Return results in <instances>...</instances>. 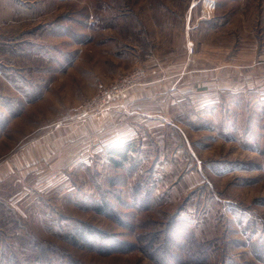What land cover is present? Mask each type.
Segmentation results:
<instances>
[{"label":"rangeland","instance_id":"374dc122","mask_svg":"<svg viewBox=\"0 0 264 264\" xmlns=\"http://www.w3.org/2000/svg\"><path fill=\"white\" fill-rule=\"evenodd\" d=\"M193 1L12 0L24 20L15 16L7 25L2 16L13 6L0 7L6 34H0V72L30 77L28 94L2 80L10 89L3 102L14 113L24 110L29 132L44 123L50 137L45 162L23 177L1 178L0 264H156L135 247L106 253L100 245H74L70 236L85 223L134 245L138 235L175 218L200 243L184 264H264V0H215L220 15L240 11L235 17L245 14L250 26L229 25L236 19L227 12L220 23L228 25L190 37L191 54L205 48L218 63L252 57V94L210 95L204 107L195 100L176 109L172 124L141 129L121 169L106 156L113 143L100 130L92 138L86 126L103 114H76L100 85L139 67L152 47L158 55L185 53L181 23ZM38 79L39 100L27 104L37 97ZM54 131L61 139L56 150ZM100 202L110 203L126 225L95 212Z\"/></svg>","mask_w":264,"mask_h":264},{"label":"crops","instance_id":"0c3cea01","mask_svg":"<svg viewBox=\"0 0 264 264\" xmlns=\"http://www.w3.org/2000/svg\"><path fill=\"white\" fill-rule=\"evenodd\" d=\"M215 2V0H196L185 12L187 13L185 20L181 23L185 53L174 57V54L170 53L172 50L169 49L168 54L158 55L152 51L154 49L156 51L158 47L156 45L148 53L141 54L140 61L137 62L139 67L129 70L143 72L139 86L113 104L103 115L87 121L86 126L88 131L90 130V136L93 135L92 138L99 136L97 134L94 136V132L98 131L97 133H99L100 130L102 139L113 143V145L124 141H134L139 138L137 133L143 128L150 129L156 124L160 126L172 124L175 119V110H186L196 104L195 100L201 102L197 104L198 106L204 107L213 100L209 97L210 95L219 97L227 93L236 96L243 92L247 95L253 93L254 63L251 62L252 57L248 60L247 56L243 58L238 56V58L241 57L240 61L235 60L233 63L225 64L222 60L218 63L215 58L207 57L205 51L208 49L205 48L198 49L196 54L190 53L193 46L190 37L193 33L199 38H203L210 30L218 31L220 26L228 25L224 22L226 20L221 23L220 21L223 20L221 18H228L229 12L232 18L240 12H234L235 10L231 9L227 11L228 13L225 12L220 15L218 12L221 9ZM0 5L4 9L8 5L13 6V11L5 13L3 16L4 10L1 8L0 17L8 16L1 23L5 22V25H7V21L14 23L15 16L19 20H24L20 15L21 11L15 9L12 0H0ZM20 6L22 7L23 4H17V8ZM196 6H199V9ZM242 16V18L235 17L236 20H233L229 25L242 28L245 24V27H249L250 20H245V14ZM21 30V34L28 32L24 28ZM0 34L6 35L2 31ZM157 38L155 37L154 40L159 41ZM239 40L240 43L243 42L242 39ZM201 44L204 45L202 40ZM222 68L227 69L228 72ZM7 76L8 74L0 72V189L2 188L1 178L3 176L16 174L23 177L28 175L33 168H37L39 163L45 162L46 145L47 141L50 140L49 134L45 132L44 123H42L41 128L40 126L37 127L35 133L29 132V119L24 110L21 109L19 113H14V109L5 106L2 99L10 96L7 95L10 89L4 88L2 80L11 81L9 84L14 88L12 91L16 90L15 86L20 85L23 89L21 93L24 91L25 94H28L30 92L29 75L21 73L19 79L14 80ZM39 85L38 79L33 86L34 90H38L37 97L32 101H27V104L39 100ZM43 89L44 87H42V95H44ZM16 91L19 92L20 90ZM144 107L148 109L144 110ZM32 133L33 135H31ZM52 134L51 146L56 150V145L60 144L61 139H56L55 131Z\"/></svg>","mask_w":264,"mask_h":264},{"label":"trees","instance_id":"16d2710c","mask_svg":"<svg viewBox=\"0 0 264 264\" xmlns=\"http://www.w3.org/2000/svg\"><path fill=\"white\" fill-rule=\"evenodd\" d=\"M134 152V142L126 141L109 147L106 151V156L110 165L114 169H121L129 163ZM134 169L135 168L130 171H134ZM146 202L144 203L146 204ZM93 209L99 214H104L113 220L120 222L121 225H126L124 221L117 219L115 216L117 215L116 211L108 202L95 203ZM185 223V221L179 218L170 219L168 221L164 220L161 225L164 229H149L144 235L137 236L134 245L120 241L114 237V235L107 234L84 223L81 224L80 227L70 236V242L74 245L82 244L89 248L100 245L101 248H104V252L106 253L114 251L125 252L128 251L129 248L135 247L138 250L148 252V254L155 257L157 260L153 261L156 264H184L183 257L194 255L197 249L199 251L200 246V243L193 242L194 236L192 235V232L187 230ZM179 240L181 241L180 245ZM161 243L166 244L165 249ZM173 247L180 251L176 253Z\"/></svg>","mask_w":264,"mask_h":264},{"label":"built area","instance_id":"2783aa9c","mask_svg":"<svg viewBox=\"0 0 264 264\" xmlns=\"http://www.w3.org/2000/svg\"><path fill=\"white\" fill-rule=\"evenodd\" d=\"M142 77L143 72H130L105 85H100L97 91L77 109V116L85 118L103 114L113 104L138 87Z\"/></svg>","mask_w":264,"mask_h":264}]
</instances>
